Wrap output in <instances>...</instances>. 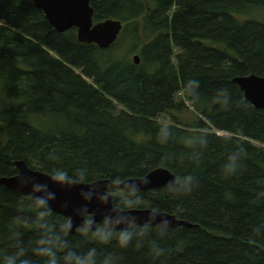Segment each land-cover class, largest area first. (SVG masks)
<instances>
[{
  "label": "trees",
  "instance_id": "16d2710c",
  "mask_svg": "<svg viewBox=\"0 0 264 264\" xmlns=\"http://www.w3.org/2000/svg\"><path fill=\"white\" fill-rule=\"evenodd\" d=\"M90 4L94 22L122 23L107 49L79 42L75 28L56 31L30 0H0V177L17 173L16 160L49 175L83 172V182L167 168L177 191H139L138 208L193 225L111 231L104 221L87 234L69 232L66 217L51 211L41 218L35 200L0 184V260L23 248L22 259L45 264L34 250L54 234L58 264L90 251L97 264H264V110L232 81L264 77V0ZM224 91L227 109L217 103ZM186 103L187 122L174 115ZM168 114L170 124L158 120ZM189 176L191 192L182 194ZM120 201L113 195L126 209ZM98 229L111 238L94 236Z\"/></svg>",
  "mask_w": 264,
  "mask_h": 264
},
{
  "label": "water",
  "instance_id": "95a60500",
  "mask_svg": "<svg viewBox=\"0 0 264 264\" xmlns=\"http://www.w3.org/2000/svg\"><path fill=\"white\" fill-rule=\"evenodd\" d=\"M40 9L48 23L58 32L63 33L76 29L77 39L81 43H94L100 49H107L118 38L122 23L107 19L94 22V9L90 0H30ZM133 61L139 64L140 58L134 55ZM242 91L244 98L255 108L264 110V77L255 74L237 76L232 79ZM17 173L0 177V184L19 191L26 197L36 200L40 197L48 200L47 207L67 218L69 232L87 224L90 217L89 231L96 230V224L106 221L111 231H124L129 227L151 224L162 226L167 221V227L188 226L193 224L179 219L167 212L152 214L151 208L123 209L113 204L114 189L127 190V186L136 184L139 191L169 187L177 181L176 175L167 168L156 167L142 177H132L114 183L110 179H98L91 182L57 184L51 175L31 169L23 160H16ZM147 179L148 183H142ZM47 185V188H40ZM104 197H107L105 200Z\"/></svg>",
  "mask_w": 264,
  "mask_h": 264
},
{
  "label": "clouds",
  "instance_id": "9594fccd",
  "mask_svg": "<svg viewBox=\"0 0 264 264\" xmlns=\"http://www.w3.org/2000/svg\"><path fill=\"white\" fill-rule=\"evenodd\" d=\"M223 96L222 100H218L217 103L222 104L225 109L228 108V93L224 91L221 93ZM239 159L237 155H232L229 157V163L227 168L230 172L235 173L236 168L238 167L236 161ZM51 179L55 181L57 184L64 185L65 183H76V182H83L87 179L86 174L81 172L78 174L77 177H69L67 171L63 170H54L51 175ZM193 177L189 176L185 181H183V189L181 190L182 194H187L191 192V188L189 187L192 184ZM121 181L117 180L114 183H120ZM142 183H148L147 179L142 181ZM41 188L46 189L47 185H41L40 188H37L39 191ZM170 192H176L177 188L175 186V182H171L169 185ZM139 192V188L136 184H131L127 186V193L128 195H136ZM54 199V196H49L48 198L40 197L35 200L34 207L39 210L38 214L39 217L44 218L51 215V209L47 207L48 200ZM106 200L107 197H104ZM122 207L126 209H135L138 207L144 206L143 199L139 195H136L135 199H129L126 195L120 201ZM152 214H156L160 212L159 208L152 207L150 209ZM91 224V220L87 221V224L80 229V231L84 234L89 232V225ZM167 221L163 222L162 228H167ZM70 227L68 223H65L64 229L67 230ZM147 227V226H146ZM51 231V230H49ZM163 234V233H162ZM94 236L100 238L102 241L107 242L111 238V233H107L104 229H98L96 233L93 234ZM122 238H126V240L131 239V235L127 232L121 233ZM59 237L51 234L46 236V238L41 239L39 243V247H37L34 251L36 255L40 256L41 258L45 259V264H58V260L56 259V249L58 246ZM126 246V244H125ZM155 254L157 257L164 254V250L160 248H154ZM24 255V249L20 248L15 253L6 255L2 260H0V264H31L29 260L22 259ZM67 259L70 260L71 264H97L96 261L93 260V252L90 251L85 256H75V257H68ZM98 264H110V262L105 259L102 262H98Z\"/></svg>",
  "mask_w": 264,
  "mask_h": 264
},
{
  "label": "rangeland",
  "instance_id": "374dc122",
  "mask_svg": "<svg viewBox=\"0 0 264 264\" xmlns=\"http://www.w3.org/2000/svg\"><path fill=\"white\" fill-rule=\"evenodd\" d=\"M129 46H130V43H129ZM133 56H134V54H131L130 55V59L131 58H133ZM77 72H78V70H77ZM89 82H91L90 80H88ZM186 105H187V107L189 108L188 110H186V111H175L174 112V115L175 116H181V117H183V119L182 120H186V119H188V118H191V117H193L192 116V110H191V106L188 104V103H186ZM160 122H162V123H164V124H170L172 121H173V118L168 114V115H163V116H161L159 119H158ZM185 122H187V121H185ZM218 134H224L225 135V133H222V132H217ZM112 194L114 195V196H118L119 198L121 197V199L122 198H124V196H123V191L122 190H120V189H114L113 191H112Z\"/></svg>",
  "mask_w": 264,
  "mask_h": 264
},
{
  "label": "bare ground",
  "instance_id": "6f19581e",
  "mask_svg": "<svg viewBox=\"0 0 264 264\" xmlns=\"http://www.w3.org/2000/svg\"><path fill=\"white\" fill-rule=\"evenodd\" d=\"M105 20H107V19H105ZM102 21H104V20H102ZM99 22H101V21H99ZM96 23H98V22H96ZM134 57V56H133ZM133 59V58H132ZM159 168V167H158ZM132 178V177H131ZM128 179V178H127ZM120 190H122V189H120ZM122 191H125V190H122Z\"/></svg>",
  "mask_w": 264,
  "mask_h": 264
}]
</instances>
